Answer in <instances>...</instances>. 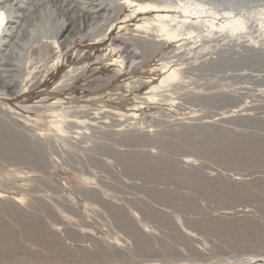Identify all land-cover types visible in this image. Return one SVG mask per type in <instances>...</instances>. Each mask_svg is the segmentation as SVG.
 <instances>
[{
    "label": "rangeland",
    "instance_id": "374dc122",
    "mask_svg": "<svg viewBox=\"0 0 264 264\" xmlns=\"http://www.w3.org/2000/svg\"><path fill=\"white\" fill-rule=\"evenodd\" d=\"M178 1L205 16L241 15L248 28L219 31L201 21L185 29L169 65L178 66L185 83L169 85L160 102L142 97L156 93L149 87L158 83L165 70L158 72L160 57L173 44L164 42L135 70L134 63L121 65L123 54L110 45L142 21L122 26L131 8H122L112 31L101 24L102 35L90 40L84 30L65 49L58 44L75 18L31 11L42 38L22 52L19 78L5 77L10 83L0 91V112L33 136L0 117V264L264 258V0ZM6 51L0 47V59ZM65 79L71 84L59 89ZM81 108L135 117L121 133L78 141L45 124L56 118L53 111Z\"/></svg>",
    "mask_w": 264,
    "mask_h": 264
},
{
    "label": "bare ground",
    "instance_id": "6f19581e",
    "mask_svg": "<svg viewBox=\"0 0 264 264\" xmlns=\"http://www.w3.org/2000/svg\"><path fill=\"white\" fill-rule=\"evenodd\" d=\"M135 1L137 4H135ZM180 3H182V1H180ZM180 3L179 1L177 2V0H0V36H2L0 38V40H2L0 41V47H7V51L0 59V82H2L0 84V91L5 92V88H7L10 83L8 78L5 77H9L10 81H13L15 77L19 78L21 62L23 60L22 52L25 51L27 55L26 48H28L32 42L40 37L42 38V36L36 32L37 27H39L38 18L29 19L31 11H46V13L54 17L55 13L70 14L75 18V26L70 28L71 30L60 38L58 44L59 48L65 49L74 41L75 35H81L84 30L87 31L90 29L88 33L90 40H96L102 35L104 30L103 28L100 30L101 24H104L105 28L107 27L109 31H112L114 29L112 27V22L117 19L119 13L123 10L122 8L126 6V8H131V11L122 17L121 23H125L122 25L123 27L129 24L126 22L134 21L136 18H140L142 21L136 22V27L134 28H124V31L118 32L110 41L111 47H114L117 52L123 54V58L120 61L121 65H125V68H128L129 64L134 63L131 70L142 68L145 62L152 57L154 58L159 48L164 45V42L170 41L173 44L172 49L168 50V53L162 54L163 56L160 57L163 65H161L160 70L158 69L159 71H157L160 72L161 70H165L161 73L158 83L149 87L148 93L153 91H156V93L142 97V99L148 101L157 100V102H160L161 100L158 101L159 98L156 99L157 96L165 97L162 92H164L169 85L173 84V88H178L185 83V76H183V72L180 71L178 66H169L170 62L173 61L172 58L177 57L179 49L182 44L185 43L186 37H182L183 34H185V29L193 28L194 25H198L201 21L205 26L215 27L214 29L219 31L226 29L235 32L248 28L246 27V19L241 15H225L219 18L218 12L211 11L208 14L205 11L208 14L205 16L203 15L204 12L202 13L199 9L193 6H187V2L183 5ZM189 11L193 13L190 12L192 13L190 14ZM180 14H184V16L182 17ZM148 16H152L151 19ZM201 16H205L206 19H203ZM120 25L118 27L119 30L123 28ZM22 29H24L23 31L25 34H22ZM194 32V29H191L187 30L186 34L191 35ZM25 38L27 42L23 44ZM244 46L247 47L246 44ZM156 74L158 75V73ZM18 78L14 81H18ZM136 82H138V80L128 82L125 89L129 88V86H134ZM69 84H71L69 83V79H65L61 84H58L60 85L58 88H68ZM173 99H180V97H174ZM81 109L65 115H60L53 111V115L56 118L48 120L45 124H47L49 130H54L53 132H55V135L58 137L66 141H78L82 138H92V136L95 135L121 133L120 130H123L124 126H126L123 124L131 120L133 118L132 116L135 115V113L126 115V113H123L124 111L111 110V112L104 110V112H102L97 110L99 112H92L85 111L84 108ZM86 110H88V108H86ZM0 117L12 127L21 130L25 137L33 138L32 135L28 134L29 130L25 131L24 127L16 124L14 120L7 115L0 112ZM143 118L145 117L143 116ZM33 121L34 120H32V122ZM34 123H36V121ZM115 126H120L122 128H113ZM48 134L47 132L46 135ZM182 161L188 163L187 159ZM152 175L157 177L158 173L153 171ZM245 264H264V258H256L245 262Z\"/></svg>",
    "mask_w": 264,
    "mask_h": 264
}]
</instances>
